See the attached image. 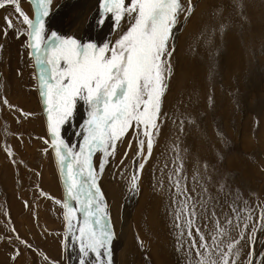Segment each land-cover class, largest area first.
I'll return each mask as SVG.
<instances>
[{"label": "rangeland", "instance_id": "obj_1", "mask_svg": "<svg viewBox=\"0 0 264 264\" xmlns=\"http://www.w3.org/2000/svg\"><path fill=\"white\" fill-rule=\"evenodd\" d=\"M192 2L196 6L195 11L187 20L182 14L173 29L174 37L170 41L174 47L171 56L173 74L163 97L162 116L158 120L160 129L153 137L151 155L148 156L146 143L142 155H137V128L131 127L122 141H117L115 155L109 156L97 183L100 187L102 180L109 179L118 185L122 197L129 201H137L142 191L148 189L152 208H158V211H152V216L157 219L156 223L165 225L159 227V233L166 238L169 212L164 206L159 207V200L164 201L167 196L172 198L170 209L174 205L175 218L178 209L174 203L176 201L179 206L183 196L177 195L169 176L175 181L174 170L182 165L181 187L186 188L192 197L195 195L194 199H205L210 205L207 203L209 212L216 208L221 222L226 215L232 216L233 207L240 209L241 216L245 218L251 212L245 239L238 245L241 255L237 264H246L249 252L259 264L261 259L264 260V233L258 242L263 228L261 210L264 209V0H239V7L233 0ZM182 3L186 6L187 0H182ZM20 7L30 19L34 18L33 5L29 0H20ZM99 7L100 0H52L50 16L46 18L47 34L56 31L65 37L94 42L99 46L107 41L114 43L118 32L113 31L111 16L103 25L96 23ZM220 8L222 12L217 11ZM0 16H3L0 24V66L8 58L13 60V67L16 62L20 64L23 82H19V92L22 93L19 102L26 99L25 103L28 100L32 106L35 105L33 110L32 106L22 110L11 97L6 99L7 86L1 79L4 74L0 69V163L10 168L3 173L0 168V253L6 254L0 264H79L80 241L74 240L71 233L66 235L64 210L55 203L57 200L62 203L65 193L55 154L45 143L50 139L47 116L38 91L37 68L29 55L27 26L23 25L22 18L17 22L14 6L1 9ZM5 16H10L17 23L22 34L18 36L16 28L5 31ZM122 25L121 30H126L127 20L122 21ZM221 25L226 26L223 33ZM5 42L15 43L16 50L7 52L9 48ZM19 46L23 47V54L18 50ZM236 51L239 54L236 55ZM23 60L26 61V74L21 65ZM16 75L20 78V70ZM209 96L213 98L211 106ZM187 117H192L195 123H188ZM86 118L85 106L78 102L74 117L61 128L62 138L69 145H74L75 151H79V145L83 143V137L77 133ZM182 120L185 121L183 127ZM139 131V139L146 140L143 126ZM145 156H148L146 161ZM101 158L100 152L92 157L97 171ZM141 163L144 164L143 169L139 167ZM107 169L112 171V175L108 176ZM134 175L138 176V190H131ZM11 200L14 205L10 204ZM147 206L150 208V203ZM120 208L123 210L122 205ZM106 210L114 234L111 251L113 264H116L117 257L125 255V250L123 255H118L124 243L119 231L125 227L119 218L112 221L107 205ZM12 212L15 223L11 219ZM121 213H118L119 217ZM232 218L235 224V217ZM144 220L146 224L152 220L150 210ZM198 220L196 223L202 225L205 235L210 238L214 224L203 216ZM73 224H77L76 219ZM203 225L210 227L209 234ZM253 228H256L255 233ZM192 231L194 233L195 229ZM75 235L79 236L78 230ZM231 235L240 239V229H234ZM194 238L199 242L196 234ZM20 240L25 243H20ZM180 247L181 244L176 255L182 252ZM258 251L261 254H257ZM180 255L182 253L178 254L179 258ZM86 261L95 264V254L90 253Z\"/></svg>", "mask_w": 264, "mask_h": 264}, {"label": "snow or ice", "instance_id": "obj_2", "mask_svg": "<svg viewBox=\"0 0 264 264\" xmlns=\"http://www.w3.org/2000/svg\"><path fill=\"white\" fill-rule=\"evenodd\" d=\"M29 2L34 9L32 19L22 11L20 0H0V9L14 6L17 22L22 18L23 25L27 26V46L35 61L38 90L47 116L50 139L45 143L55 154L65 193L63 202L57 200L55 203L64 210L66 235L71 233L74 240L80 241L79 264H88L86 258L90 253L95 254V264H113L111 245L114 234L97 183L98 175L103 173L109 156L115 155L117 141H122L133 126L137 128V155H142L145 143L148 156L151 155L153 137L160 129L158 120L162 116L163 97L173 74L171 56L174 47L170 43L173 29L180 16L183 14L187 20L196 6L192 0H187L186 6L182 0H130V3L126 0H100L96 23L103 25L110 15L118 38L114 43L107 41L99 46L94 42L65 37L56 31L47 34L46 18L50 16L52 0ZM233 3L240 6L239 0H233ZM4 19L5 31L16 28L17 35L22 34L10 16ZM125 20L127 28L121 30ZM225 27L221 25V33ZM78 102H83L87 118L77 133L83 137V143L79 145V151H75V146L62 138L61 128L74 117ZM212 103L213 98L209 96V105ZM186 119L188 123H195L192 117ZM184 123L182 120V127ZM140 126H143L146 140L139 139ZM96 152L102 153L98 171L92 162ZM148 156L144 157L145 161ZM139 167L143 169L144 164ZM182 172L181 165L174 170L176 180L169 176V182L176 188L177 195L183 196L180 210L175 213L176 227L186 230L190 246L196 248L195 264H237L241 255L238 245L245 239L251 212L245 218L240 209L233 207L232 216L226 215L221 222L214 207L209 212L207 201H197L181 187ZM137 179L138 176L134 175L131 190H138ZM223 187L222 184L221 190ZM201 216L214 224L210 240L196 223ZM74 219L77 224H73ZM261 223L264 226V209L261 210ZM193 229L199 242L193 237ZM234 229H240V239L232 237ZM77 230L78 237L75 235ZM252 231L255 233L256 228ZM183 235L184 231L181 232ZM20 243L25 242L20 240ZM246 264H257L252 252H249ZM259 264H264V260Z\"/></svg>", "mask_w": 264, "mask_h": 264}, {"label": "bare ground", "instance_id": "obj_3", "mask_svg": "<svg viewBox=\"0 0 264 264\" xmlns=\"http://www.w3.org/2000/svg\"><path fill=\"white\" fill-rule=\"evenodd\" d=\"M99 10H100V7H99ZM98 14H99V12H98ZM110 20H112V19H110ZM46 21H48V19ZM183 34L185 35V32ZM232 46H233L232 48L235 49L236 46H234V45H232ZM235 50H234V53H235ZM238 50H239V48H238ZM239 52H241V54L243 53V51H240V50H239ZM237 54H239L238 51H236V55ZM33 62H34V66L36 67L34 59H33ZM39 95H40V92H39ZM40 99L42 100L41 96H40ZM42 102H43V100H42ZM116 158H118V157H116ZM115 162L117 163V161H115ZM115 162H113V163H115ZM107 170H109V169H107ZM107 173H108V176L112 175L111 170L107 171ZM148 175H149V173H148ZM151 182H152V180L150 181V183ZM100 189H101V192H103V196L105 197V199H104L106 201L105 203L111 212V216L113 218L112 221L114 219L117 221V219L119 218V219H121L120 220L121 223H123L122 225L125 227V228L121 229V231H119L122 233V235L118 234V235L122 236L123 241H124V243L121 244V247L119 246L120 248L118 250V255H123L124 250H125V255L123 257L124 259L117 257L116 264H195V262L197 260L196 248H192L190 246L191 240H189L188 236H185V235L181 236V232L184 231V234H186V230H183V229L181 230V228L176 227L177 220H176V217L174 218V215H173L174 205H173V209L172 210L170 209V203L172 202V198L170 196L165 197L164 201L159 200V207L164 206L165 208H167V211L169 212V216H168L169 219H168L167 230H166L167 235L165 234L167 237L163 238V235L159 233V230H160L159 227L162 228L163 225H162V223L161 224L156 223L157 219L155 220L152 216L154 214V212H152V211H158V208H152V205H151L153 203L152 197H150V193H149L148 189L146 191H144V190L142 191V194L137 201H135V199L129 201L125 197H122L123 195H122L121 189L118 187V185L111 183V181L109 179H106V180L104 179L101 181ZM149 197H150L151 202L149 201ZM197 198L200 199V197H197ZM197 198H195V199L198 200ZM180 199L182 201V198H180ZM122 201H123V204H122ZM181 201H180L179 206H178V203H176V201L174 203L176 205V208L178 209V211L180 210ZM148 203H150V208H148V206H147ZM121 205H122L123 210H121V208H120ZM208 205H209V203H208ZM209 206H207V208H209ZM177 209H176V211H177ZM149 210H150V216L152 217V220L147 221V224H146V222H145L146 219L144 220V216H145V214L148 215ZM199 210H200V208H199ZM120 211H122L121 217L118 216L119 215L118 213H120ZM168 212H167V214H168ZM161 213H160V215H161ZM156 214H157V212H156ZM222 216H224L223 213H222ZM157 217H158V215H157ZM211 224H213V223H211ZM203 226L206 227L205 230L208 233L210 227L208 225L207 226L203 225ZM212 226H214V225H212ZM163 227H165V225ZM201 228H203L202 225H201ZM0 231H1V229H0ZM262 233H264V226L261 229V231L259 232L258 242H260V235H263ZM193 237H195V232L193 233ZM209 240H210V238H209ZM179 242L181 244L180 248L182 250V252L179 251L180 253H182V256L180 255L181 256L180 258L178 257V254H180V253H178L176 255L177 247H178V245H180ZM68 247H69V245H68ZM178 250H180V249H178ZM257 254H261V253H259V251H258ZM5 257H6L5 253H0V260H3ZM23 257H22V259H20V261L23 260ZM258 259L259 258L256 257V260H258Z\"/></svg>", "mask_w": 264, "mask_h": 264}, {"label": "crops", "instance_id": "obj_4", "mask_svg": "<svg viewBox=\"0 0 264 264\" xmlns=\"http://www.w3.org/2000/svg\"><path fill=\"white\" fill-rule=\"evenodd\" d=\"M2 18H3V16H0V24H1ZM5 43L7 44V47L9 48L6 50L7 52H9L10 50H14L17 47V45L15 43H13L12 45H10L8 42H5ZM18 50L22 51L21 52L22 54L24 53L23 47L19 46ZM24 55H26V54H24ZM8 60H9V63H8ZM8 60L5 64L2 65V66H5V69L2 68V66H0V69H2V73L4 74L3 76H1V79H3L4 82H6V86H7V88H6V90H7L6 99L8 100L11 97L13 99L12 101L17 103V106H19L22 110H26L27 106L31 107L33 105V103L29 102L28 100H27V103H25L26 99H24V102H19L21 94H22L19 92V88H20L19 82H23V80L21 78L22 70H21L20 64L16 62L15 67H13L14 66V63L12 64L13 60L10 61L9 58H8ZM21 65H22V68L24 69L23 70L24 74H26L27 73L26 72V69H27L26 61L23 60ZM18 70H20V74H21L20 78H18L16 75ZM34 108H35V105L32 106V110ZM37 127L39 128V124L37 125ZM0 168L2 169V173L5 172L6 169H10L8 166H4L3 163H0ZM7 178H8V176H7ZM10 204L14 205V202L11 200ZM14 216H15L14 213L11 214V219L13 221L15 220ZM14 223H15V221H14Z\"/></svg>", "mask_w": 264, "mask_h": 264}]
</instances>
